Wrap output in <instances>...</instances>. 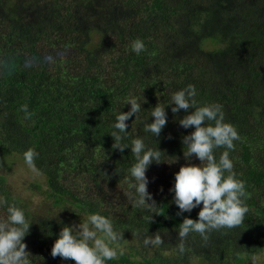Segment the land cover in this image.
Listing matches in <instances>:
<instances>
[{"label":"trees","instance_id":"1","mask_svg":"<svg viewBox=\"0 0 264 264\" xmlns=\"http://www.w3.org/2000/svg\"><path fill=\"white\" fill-rule=\"evenodd\" d=\"M137 38L145 43L140 54L131 49ZM188 85L198 104L221 105L238 131L230 158L248 211L240 225L212 230L207 240L190 233L180 253L179 223L196 219L200 207L178 216L170 188L186 163L182 137L194 128H183L185 111L172 113L171 105L158 137L141 121ZM127 97L144 102L138 119L126 122V142L145 136L163 159L179 157L146 171L160 213L152 219L128 195L133 154L113 149L109 134L114 115L130 108ZM29 148L38 153L41 180L32 185L46 200L39 204L7 181ZM190 162L199 164L195 155ZM0 196L33 221L24 237L30 264H75L51 248L61 227L95 212L131 242L107 264H246L264 247V0H0ZM138 232H158L164 242L145 247Z\"/></svg>","mask_w":264,"mask_h":264},{"label":"clouds","instance_id":"2","mask_svg":"<svg viewBox=\"0 0 264 264\" xmlns=\"http://www.w3.org/2000/svg\"><path fill=\"white\" fill-rule=\"evenodd\" d=\"M136 54L145 50L143 40L137 38L131 44ZM196 89L193 85L179 88L164 104L153 106L148 118L141 121L143 132L158 137L167 123L166 107L171 105V112L177 113L183 109L185 115L179 119V124L187 129L194 130L182 137L183 158L186 163L179 167L174 174V183L170 188L173 192L174 203L178 206L177 215L200 207L197 218L185 216L177 235L181 241L178 251L184 252V240L190 233H199L207 240V234L212 230L233 228L243 222L248 208L244 202L245 184L234 171L230 152L234 150V141L240 139L237 129L231 123L225 122L222 106L216 103L200 105L196 100ZM144 102L136 97L125 98L124 104H130L127 111H119L111 122L113 137L112 148L123 152L130 149L134 163L127 171L128 195L135 207L144 208L152 214H160L152 193L148 191L149 179L146 171L155 162L176 163L179 157L168 161L163 159L167 155L159 149L158 144L151 146L146 143V137L137 135L130 142L128 137L130 117L142 109ZM192 109V111H189ZM27 111V106H23ZM224 150L215 155V150ZM193 155L199 164L191 163ZM38 153L29 148L23 153L25 164L37 172L35 159ZM110 178V177H109ZM6 206V216L0 218V264H30L31 254L26 250L24 237L29 232L31 221L23 207L15 203H8L0 196V206ZM202 205V207H201ZM62 210V209H61ZM142 235L145 247H158L164 240L160 233ZM123 232L118 230L109 217L99 213L85 214L78 224H69L61 227L51 248L53 257L59 256L64 260H72L75 264H107L124 255L125 248L121 246Z\"/></svg>","mask_w":264,"mask_h":264},{"label":"rangeland","instance_id":"3","mask_svg":"<svg viewBox=\"0 0 264 264\" xmlns=\"http://www.w3.org/2000/svg\"><path fill=\"white\" fill-rule=\"evenodd\" d=\"M38 172H33L23 161H17L11 164L10 173H8V183L12 184L18 194L22 197L28 195V198L33 200L34 204L45 202V195L39 196V191L32 184L40 183ZM26 200V199H25ZM28 201V199H27ZM129 239H123L121 246L126 248L130 245ZM246 264H263L264 263V247L254 255H251L246 260Z\"/></svg>","mask_w":264,"mask_h":264}]
</instances>
